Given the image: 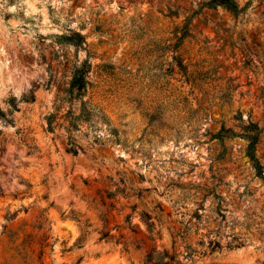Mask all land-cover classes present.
Wrapping results in <instances>:
<instances>
[{"label": "rangeland", "instance_id": "374dc122", "mask_svg": "<svg viewBox=\"0 0 264 264\" xmlns=\"http://www.w3.org/2000/svg\"><path fill=\"white\" fill-rule=\"evenodd\" d=\"M13 5L0 264H264V0Z\"/></svg>", "mask_w": 264, "mask_h": 264}, {"label": "trees", "instance_id": "16d2710c", "mask_svg": "<svg viewBox=\"0 0 264 264\" xmlns=\"http://www.w3.org/2000/svg\"><path fill=\"white\" fill-rule=\"evenodd\" d=\"M229 1L231 0H213V2H219L221 4H225L228 5ZM86 71L87 70H77L71 81H70V85H69V92L75 93L76 95L81 94V92L84 90L85 84H86ZM228 130V129H227ZM227 130L225 129H221L218 134L217 137L218 138H222L224 136H227L228 134H225L227 132ZM230 135V134H229ZM252 144L253 141H250L249 145H248V149L251 150L252 148ZM249 155V157L252 159L253 161V165L254 168L256 169V173L259 175L261 173V166L260 164L257 162V160L254 158L252 152L247 153ZM148 231L151 232V224L148 225ZM108 237V233L104 232L101 234V238H106ZM150 239H152V236H149ZM212 243V241H210V244ZM135 248L138 249L139 248V244L135 245ZM187 249H189L187 251V255L190 258V256L193 255V251L192 249H190V246H186ZM124 249L126 250V245L124 244ZM214 249V247L210 248V250L212 251ZM154 254H160V252L158 250H156V248H152L149 252L146 253L144 259H143V264H172L171 261L173 260V257H169L168 260H164V255L160 256L158 255V257L154 258Z\"/></svg>", "mask_w": 264, "mask_h": 264}, {"label": "clouds", "instance_id": "9594fccd", "mask_svg": "<svg viewBox=\"0 0 264 264\" xmlns=\"http://www.w3.org/2000/svg\"><path fill=\"white\" fill-rule=\"evenodd\" d=\"M7 5V0H0V8H3L4 11L15 13L18 10V5H13L11 7H5Z\"/></svg>", "mask_w": 264, "mask_h": 264}]
</instances>
